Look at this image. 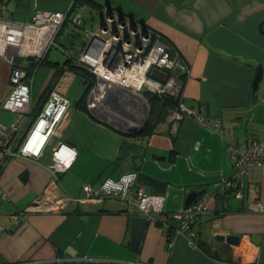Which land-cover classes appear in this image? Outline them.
<instances>
[{"label": "crops", "instance_id": "1", "mask_svg": "<svg viewBox=\"0 0 264 264\" xmlns=\"http://www.w3.org/2000/svg\"><path fill=\"white\" fill-rule=\"evenodd\" d=\"M1 1L5 18L29 20L36 8L63 11L73 0ZM78 6L75 12L102 14L108 7L161 33L188 65L180 101L218 117L221 125L215 129L184 116L175 128L166 120L168 107L151 108L150 100L140 119L89 109L82 77L65 64L67 59L76 64L78 54L70 50L75 31L67 21L56 39H67L70 47L56 40L61 56L52 47L35 68L31 107L34 113L53 87L70 105L40 156L11 157L0 172V264H264V212L251 207L264 204V167L253 166L244 176L242 198L225 184L234 170L231 147L250 136L264 138V75L252 90L256 68L264 69V0H83ZM10 71L0 55V103L9 91ZM128 108L133 104L124 107L131 114ZM9 113L12 120L23 117ZM146 121L148 132L138 133V122ZM62 141L76 154L54 178L51 150ZM131 171L138 173L136 185L165 196L169 211L186 207L191 190L206 195V208L192 223L196 234H178L169 246L160 222L147 221L132 247L142 216L128 214L122 201H70L63 207L54 202L59 194L80 196L85 182L96 186ZM13 214L19 223L12 222ZM228 234L238 235L239 243L225 247V240L216 239Z\"/></svg>", "mask_w": 264, "mask_h": 264}, {"label": "built area", "instance_id": "2", "mask_svg": "<svg viewBox=\"0 0 264 264\" xmlns=\"http://www.w3.org/2000/svg\"><path fill=\"white\" fill-rule=\"evenodd\" d=\"M78 7L73 0L63 11L36 8L29 20H12L3 16L6 4L0 0V55L11 64L9 91L0 103V109L23 114L8 124L0 122V172L11 157L40 156L44 147L51 143L55 128L70 105V99L53 87L34 113L31 107L33 72L56 45V37L67 20L85 29L76 56L82 71L75 72L84 81L85 102L89 109L108 111L122 119H140L144 116V107L149 105L147 95L172 97L177 102L168 107L166 120L175 128L184 116L220 128L218 117L196 113L180 101L183 75L188 72V65L174 44L161 33L147 27L143 30L139 23L132 25L126 17L120 19L115 11L110 15L104 12L102 24L99 22L96 29H86L81 13L74 11ZM152 71L164 73L165 79L153 77ZM127 102L133 104L132 109L128 108L131 114L124 112ZM138 125L142 126L139 122ZM75 154V148L65 141L52 148L50 171L54 178L69 166ZM230 157L234 170L225 184L232 188L235 197L242 198L244 176L253 166L264 167V138L248 137L240 145L231 147ZM137 175V171H131L118 179L107 177L96 186L85 182L80 196L59 194L54 202L63 207L70 201L117 199L125 204L128 214H138L147 221H159L169 246L178 234L194 236L192 223L205 210L207 196L199 197L181 210L169 211L164 195L148 193L136 185ZM1 198L8 196L3 193ZM251 207L264 212V204L253 202ZM11 220L14 224L19 223L18 214H13Z\"/></svg>", "mask_w": 264, "mask_h": 264}, {"label": "water", "instance_id": "3", "mask_svg": "<svg viewBox=\"0 0 264 264\" xmlns=\"http://www.w3.org/2000/svg\"><path fill=\"white\" fill-rule=\"evenodd\" d=\"M105 12L109 13V15H110L111 14L110 12H112V9L107 7ZM117 14H118V17L120 19H124L123 14H121L119 12ZM128 20H129L130 24H132V25L135 24V22L132 19H128ZM99 21H100V24H102V17L100 18ZM141 27L143 30H145V28H146L144 25H141ZM151 75L153 77L159 79V80H162V81L165 79V74L158 72V71H152ZM262 75H264V69H262L261 66H258L256 68L255 76L252 79V90L253 91H255V89L257 88L258 83L260 82V80L262 78ZM200 193H201L200 190H197V189L191 190L185 198V205L188 206L191 203H193L194 201H196L198 199ZM136 223H137V227L135 230H133L131 241H130V245L132 247H136L138 242L140 241L143 229L147 223V219L144 217L137 218ZM216 239L217 240H225L226 241L225 247H229V244H238L239 243V236L235 235V234H228L226 236L216 235Z\"/></svg>", "mask_w": 264, "mask_h": 264}, {"label": "rangeland", "instance_id": "4", "mask_svg": "<svg viewBox=\"0 0 264 264\" xmlns=\"http://www.w3.org/2000/svg\"><path fill=\"white\" fill-rule=\"evenodd\" d=\"M81 14L83 16L84 19V28L86 29H96V27L99 24V20L102 17V13L98 12V11H88L85 8H83L81 11ZM73 25V24H72ZM74 26V27H73ZM70 26L72 29H74V35H72V41L74 44V48H71L70 50L74 53V51H76V49H78L79 45L81 44L82 41V37H83V33L85 29H81L76 27L75 25ZM58 43H63L65 42V44L70 47L67 44V39L65 38H59L56 39ZM54 51V55L59 54L61 56V52L54 48L52 49ZM149 97V95H147ZM0 115H1V119H3V121L5 123H10V121L12 120L14 114L13 113H9L10 111L5 110V109H0ZM3 113V114H2Z\"/></svg>", "mask_w": 264, "mask_h": 264}, {"label": "trees", "instance_id": "5", "mask_svg": "<svg viewBox=\"0 0 264 264\" xmlns=\"http://www.w3.org/2000/svg\"><path fill=\"white\" fill-rule=\"evenodd\" d=\"M76 2H82L83 0H75ZM68 21V20H67ZM67 21L63 24V26L67 23ZM62 26V28H63ZM61 28V29H62ZM61 31V30H60ZM59 34V33H58ZM58 36V35H57ZM45 59V58H44ZM43 59V60H44ZM71 60L67 59L65 61V64L68 65V68L70 70H73V71H82V67H80L77 63L76 64H71L70 63ZM43 62V61H42ZM41 62V63H42ZM32 65L34 64L33 62L31 63ZM86 91V90H85ZM149 100H150V104H151V108L152 106L154 105L155 107L157 108H160V111L162 110L163 107H170L172 105H174L176 102H177V99H174L172 97H158L156 95H149ZM149 126V123L146 121L142 126L141 128L139 129L138 133L140 134H144V133H147L148 132V127ZM229 187V186H228ZM230 190H232L231 187H229Z\"/></svg>", "mask_w": 264, "mask_h": 264}, {"label": "flooded vegetation", "instance_id": "6", "mask_svg": "<svg viewBox=\"0 0 264 264\" xmlns=\"http://www.w3.org/2000/svg\"><path fill=\"white\" fill-rule=\"evenodd\" d=\"M135 22V21H134ZM136 23V22H135Z\"/></svg>", "mask_w": 264, "mask_h": 264}]
</instances>
